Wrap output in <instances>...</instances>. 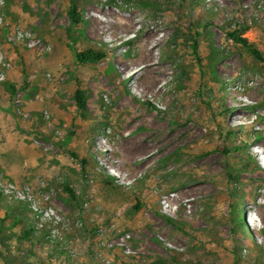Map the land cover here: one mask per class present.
<instances>
[{
  "label": "rangeland",
  "instance_id": "1",
  "mask_svg": "<svg viewBox=\"0 0 264 264\" xmlns=\"http://www.w3.org/2000/svg\"><path fill=\"white\" fill-rule=\"evenodd\" d=\"M232 31L264 57V0H0V264H264V61Z\"/></svg>",
  "mask_w": 264,
  "mask_h": 264
},
{
  "label": "trees",
  "instance_id": "2",
  "mask_svg": "<svg viewBox=\"0 0 264 264\" xmlns=\"http://www.w3.org/2000/svg\"><path fill=\"white\" fill-rule=\"evenodd\" d=\"M73 2H71L68 15H69L72 27H75L77 24L81 22L82 18H81V14L77 10L75 3ZM228 35L235 43L240 44L241 46L247 48L249 52L254 56V58H256L259 61H264V57L261 54V52L253 44L248 42V40L242 36L241 32L232 31ZM191 47H192L193 56L196 58L198 62H201V59L199 57V52H198V41L196 38L193 39ZM72 50L74 54V59L78 64L98 63L106 57L105 52L96 51L91 48H88L85 50H76L74 47H72ZM10 88L14 91L13 86H10ZM74 98H75L76 107H77L78 112H80L81 116H85L86 99H87L85 92L78 88L75 91ZM65 188L73 196L72 190L68 186H66ZM243 212L244 210L241 209L240 214H242ZM241 222H242L241 225H244L243 221ZM31 231H32L31 229L24 231L22 235L23 238H26V239L29 238Z\"/></svg>",
  "mask_w": 264,
  "mask_h": 264
},
{
  "label": "bare ground",
  "instance_id": "3",
  "mask_svg": "<svg viewBox=\"0 0 264 264\" xmlns=\"http://www.w3.org/2000/svg\"><path fill=\"white\" fill-rule=\"evenodd\" d=\"M122 20H125V19L122 18ZM128 23H129V22H128ZM129 24H130V23H129ZM146 49H147V48H146ZM111 170H112L111 172H113L114 175H117V174L115 173V172H116L115 169H111ZM114 171H115V172H114ZM125 180H126V179H125Z\"/></svg>",
  "mask_w": 264,
  "mask_h": 264
}]
</instances>
